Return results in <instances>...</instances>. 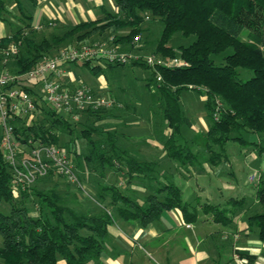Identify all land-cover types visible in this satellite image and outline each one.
<instances>
[{
	"label": "trees",
	"instance_id": "trees-1",
	"mask_svg": "<svg viewBox=\"0 0 264 264\" xmlns=\"http://www.w3.org/2000/svg\"><path fill=\"white\" fill-rule=\"evenodd\" d=\"M113 1L115 10L106 9L101 17L82 20L62 35L55 34L38 41L20 27L11 35L1 37L0 47L14 40L22 43L20 55L12 61L10 69L23 74L33 69L56 46L73 39L83 44L89 39L104 37L109 30L127 29L126 34L115 36V41L124 48L134 47L135 38L141 35L142 40L147 30L144 23L149 16L148 20L163 25L153 53L163 57H181L186 62L182 66L158 67L161 81L156 80L157 71L152 67L135 63L151 71L147 86L153 82L166 102L163 116L172 129L166 141L169 156L183 164L194 163L198 158L186 143L177 142L185 120L180 97L187 89L206 95L205 104L212 124L206 132L195 133L192 142L208 152L211 163L217 164L224 158L229 141L245 146L254 143L264 153V142L256 144L240 133L233 135L241 131L247 134L264 133V0ZM18 5L22 8L20 1ZM6 13L7 0H0V20H6ZM178 33L189 43L175 44L173 39ZM242 34L247 38H243ZM230 48L232 52H228ZM218 56L221 64L216 63L215 57ZM103 60L90 59L83 64L90 66L94 73H100L103 66L99 62ZM243 69L253 73L247 80L242 78ZM22 85L40 96L38 111H43L46 117L31 124H26L24 118L17 121V137L22 143H28L33 138L64 147L60 143L61 134L64 131L72 133L76 122L47 105L37 89L24 82ZM218 100L223 106L216 119L214 113ZM109 109L88 110L85 114L89 117L101 116ZM45 119L49 121L46 123ZM81 132L89 139L92 151L83 155L75 150L76 167L83 168L84 163L92 165L97 160L105 176L107 167L113 168L118 160L124 158L131 174L142 176L153 169L151 163H143L130 156L122 157L116 148H112L108 155L90 136L89 128H83ZM11 180L10 166L0 150V206L2 203L10 204L9 212L0 208V234L4 238V243L0 245V264H100L109 226L115 223V215L108 210L100 214L78 212L67 206L54 190L46 193L35 189L33 193L38 196L39 214L33 215L28 205L15 202L16 193ZM103 190L111 195L112 204L121 218L140 221L144 226L174 208L181 209L188 221L195 216L188 210L191 204L183 200L181 189L174 183L160 185L143 202L134 200L116 184H107ZM21 195L25 199L30 197L27 190ZM258 197L264 203V177L258 185ZM203 208L213 213L216 221L225 225L231 223L227 210L219 205L205 203ZM250 222L259 229V237L264 241V212L252 215Z\"/></svg>",
	"mask_w": 264,
	"mask_h": 264
},
{
	"label": "crops",
	"instance_id": "crops-1",
	"mask_svg": "<svg viewBox=\"0 0 264 264\" xmlns=\"http://www.w3.org/2000/svg\"><path fill=\"white\" fill-rule=\"evenodd\" d=\"M95 1L96 8L101 12L109 10L101 0ZM65 2L68 5V13H71L74 5L83 20L88 19V16L91 19L97 18L92 11L95 8H85L82 3H76L78 1L74 0H65ZM3 26L4 22L0 20V38L10 35L6 34L7 31ZM144 27L147 29L142 35L145 38L137 50L149 52L152 50L151 47L144 48V46H148L154 39V28L150 23ZM99 64L102 65V62ZM124 66L126 67V65L110 66L106 63L102 68L110 74L124 75ZM69 71L68 75L74 84L79 80L87 82L77 77L72 69ZM148 74L144 77L145 87L138 95L131 93L130 83L124 76L120 78L113 76L117 77L113 85L104 75L94 79L93 84L87 82L98 92L118 100L115 108L97 116L94 122V117H89L92 126L100 127L103 151L109 155L112 148H116L122 157L130 156L137 161L153 165L151 171L137 176L136 173H129L126 159L116 160L118 169H115L114 174L118 180L109 181L106 171L103 176L104 183L95 185L97 189L104 191L105 185L116 184L125 194L138 202H143L160 185L167 183L177 185L183 197L179 183L186 181L191 186L189 191L192 192L189 200L184 197L183 200L191 204L188 210L195 213V216L192 221H188L181 209L174 208L165 211L161 218L144 226L140 221H127L108 210L117 216L115 223L109 226V235L100 264H154L151 259L157 264H264V241L259 237V229L250 222L252 215L264 212V203H261L258 197V187L253 200L249 201L246 188L225 180L228 175H236L234 164L239 162V159L227 150L224 158L217 164L211 163L209 155H204L202 158L198 156L194 163L189 164H183L180 160L169 156L166 141L172 129L166 121H158L154 117L156 103L153 93L147 86L151 71ZM199 94L206 103V95L201 92ZM188 104H181L185 121L182 123V132L177 142L186 143L198 155L206 150L195 145L192 137L197 132H206L212 121L210 116L207 118L204 115L200 116L199 120H195L192 116L195 108L188 107ZM261 139L255 143H263ZM247 147L249 145L244 146L243 152L248 151ZM245 158L247 162H251L257 156L255 152H248ZM206 184L215 187V192L209 191L214 202L204 198L207 193ZM205 203L226 209V215L231 223L225 225L216 221L213 213L204 211Z\"/></svg>",
	"mask_w": 264,
	"mask_h": 264
},
{
	"label": "rangeland",
	"instance_id": "rangeland-1",
	"mask_svg": "<svg viewBox=\"0 0 264 264\" xmlns=\"http://www.w3.org/2000/svg\"><path fill=\"white\" fill-rule=\"evenodd\" d=\"M18 1L21 2L22 8L19 7ZM78 1L76 3H82L85 8L91 7L92 9L95 8V16L101 17L104 12H101L99 9H97L95 3V0H74ZM106 4V7L109 10H114L116 6L113 0H101ZM112 3V4H111ZM76 6H72L71 13H68V5L66 4L65 0H9L7 2V13L6 20H1L4 22V28L7 31L6 34H12L14 31L22 27L26 33H28L31 36H34L35 39L40 41L41 39L45 37H52L55 34L62 35L65 31L70 29L74 24L80 22L83 20V17L78 14L77 9L74 8ZM87 16V15H86ZM88 18H90L88 16ZM150 23V26L154 28L153 34L154 39L150 42L148 46H144V48H149L154 51L155 49V41L159 38L163 25L162 23L158 21H151L146 19V23H144V26H148ZM127 29H119V30H109L107 34L104 37L100 38H94L89 39L84 43H97L101 41L109 40L111 36H119L123 34L124 32H127ZM243 38H247L246 35L242 34ZM143 39L140 40L143 42ZM173 42L175 44H179L181 42H185L186 44L189 43L188 40H185L183 37H181L180 33L176 34ZM81 42L73 39L68 40L64 44H60L59 46H56L51 52L55 53L57 50L70 47L73 45H79ZM145 43V42H144ZM135 46L134 47H127L124 48L125 50L132 51L135 53ZM149 52H143L145 55L152 54L153 51ZM151 52V53H150ZM228 52H232V49L230 48ZM142 53V52H141ZM216 63L221 64L222 61L218 57H215ZM107 62H102V65L105 67ZM80 65L79 67H77ZM68 69H72L75 73V75L79 78H83L88 83L93 84L95 82L94 79L98 78L99 76H106L107 79L110 80V84H115V80L118 76L119 78L121 76L125 77V80L129 81V85L131 87V93L134 95H138L145 87V76L149 75V69L142 66V64H135L134 62L126 64V67L123 69L124 75H117L110 74V72L103 70L100 73H94L93 70H91L90 66L84 65L83 63H77L75 64H68L66 66ZM109 69V68H108ZM242 69V68H241ZM110 71V70H109ZM70 71H68L69 73ZM67 74V73H66ZM241 75L244 80H247L250 78L253 73L250 70L243 69L241 70ZM80 82V80H79ZM86 82V83H87ZM24 83L27 84V82L24 81ZM74 84V82H73ZM96 93H100L97 90L94 89ZM149 91H151L153 94L154 104L155 107V114L154 117L158 121H165L164 116H160L161 114H164V110L166 107V102L164 98L159 94V91L157 90V87H155L154 83L151 82L149 86ZM154 91V92H153ZM102 95H105L103 93H100ZM110 96V95H109ZM112 97V96H111ZM114 98V97H113ZM116 104L112 107L115 108L118 105V100L115 98ZM180 103L185 105V103H189L188 107H194V112L192 113V116H194L195 120H199L200 116H206L209 118L208 111L206 108V104L203 99H201V95L199 92L195 90H184L181 93L180 97ZM48 107V106H47ZM49 108V107H48ZM111 109V108H110ZM84 116V115H83ZM81 117L76 122V128L72 131V133H69L68 131H64V133L61 134L60 140L61 144L68 149V151L71 154V157H76L75 150L80 151L81 153H90L92 151V145L89 142V139H87L81 131L83 128H89L91 130L90 136L94 138L97 141L98 146H101L102 140H101V131L100 127L98 126H92L93 123H91V118H89V115L86 114V116ZM46 117L45 113L43 111H37L35 113L34 119L29 121L26 120V124H31L34 120H40L42 118ZM94 117V118H93ZM93 122L97 119V116H93ZM159 117V118H158ZM36 121V122H37ZM46 123L47 119L44 120ZM185 121V120H184ZM212 121V119H211ZM73 122V123H75ZM196 122V121H195ZM240 133V134H239ZM188 135V133H186ZM243 135L244 137H247L249 140L252 141H258V139L262 138L261 140L264 141V133H246L245 131L241 132H234L233 135ZM252 138V139H250ZM76 140V142L74 141ZM244 146L236 141H229L226 144V150L233 156H236L237 159H239L238 163L234 164V168L236 171V175H228L227 178L225 177V180L234 182L236 184H239L242 188L246 190L248 193V200H253V195L256 194V189L260 183L261 177H264V153L260 152V149L258 146H256L254 143L249 144V147H247V152H243ZM253 147V148H252ZM70 148V149H69ZM104 149V148H102ZM215 149L218 151L220 148L218 146H215ZM248 152H255V155L257 158H254L251 162H247V159L245 158L246 154ZM204 155H209L206 152H200L198 153L199 158H202ZM75 163V162H74ZM79 173V183H73L68 181L66 178L61 176H46L41 177L35 182L28 183L25 182L24 186H22V191H18L15 194V202L18 204H25L28 205L32 210L33 215L39 214V206L38 203V196L33 193V190L36 191H43L46 193H50L51 191L57 192L59 195L62 196V199L64 200L65 204L69 206L70 208H73L77 210L78 212L88 213V214H99L104 212L106 209L111 211L112 213L116 214V208L112 204V198L111 195L107 192H104L102 190L97 189L96 185L104 183V177L102 175V170L99 166V161H95L94 164L89 165L87 163H84L83 168H78ZM115 169H118L117 164L114 166V168L107 167V178L108 180H114L115 182L118 180L116 175L114 174ZM106 172V173H107ZM263 175V176H262ZM110 176V179H109ZM254 177V178H251ZM112 180V181H113ZM96 184V185H95ZM180 187L183 190V197L185 199H190L191 192L189 191L191 189V186L188 185L186 181H181L179 183ZM95 185V186H94ZM207 187L205 191L207 192L205 195V200L214 202L213 199H211L209 191L215 192V187L210 186V184H206ZM29 191L30 197L24 198L23 191ZM208 196V198H206ZM213 196H215L213 194ZM242 196V195H241ZM0 208L4 212H9L10 210V204L2 203ZM117 216V215H115ZM4 238L2 234H0V245L4 243ZM150 258V257H148ZM152 263L157 264L154 259H151ZM95 264V263H94Z\"/></svg>",
	"mask_w": 264,
	"mask_h": 264
},
{
	"label": "built area",
	"instance_id": "built-area-1",
	"mask_svg": "<svg viewBox=\"0 0 264 264\" xmlns=\"http://www.w3.org/2000/svg\"><path fill=\"white\" fill-rule=\"evenodd\" d=\"M146 18L149 19V16ZM139 36L135 38V53L125 50L121 43L115 41L116 37L111 36L106 41L73 45L47 54L33 69L23 74L10 69L12 61L20 55L21 41L14 40L0 47V150L10 166L15 193L22 191L25 182L32 183L50 175L64 177L73 183L80 182L78 169L67 148L33 138L28 143H22L17 137L15 123L22 118L29 121L34 119L40 97L24 89L22 82L37 89L47 105L73 121L79 120L88 110L112 108L116 104L115 98L96 93L83 81L73 84L68 75L70 69L66 66L97 58L119 65L139 62L156 71L158 67L186 64L181 57L141 53L137 50L140 46ZM156 80H162L158 71ZM222 106L218 100L214 113L216 119Z\"/></svg>",
	"mask_w": 264,
	"mask_h": 264
}]
</instances>
